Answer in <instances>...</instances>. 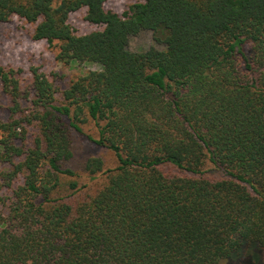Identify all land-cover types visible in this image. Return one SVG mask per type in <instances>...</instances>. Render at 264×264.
<instances>
[{"label": "trees", "instance_id": "1", "mask_svg": "<svg viewBox=\"0 0 264 264\" xmlns=\"http://www.w3.org/2000/svg\"><path fill=\"white\" fill-rule=\"evenodd\" d=\"M105 2L0 0V23L100 67L58 90L0 66V264H264V0ZM80 8L101 28L75 33ZM144 30L161 47L132 51ZM73 135L115 160H85L94 190L64 166Z\"/></svg>", "mask_w": 264, "mask_h": 264}, {"label": "rangeland", "instance_id": "2", "mask_svg": "<svg viewBox=\"0 0 264 264\" xmlns=\"http://www.w3.org/2000/svg\"><path fill=\"white\" fill-rule=\"evenodd\" d=\"M136 0H106L105 6L112 11L121 14L128 8V5ZM68 23L75 33L85 34L100 29L98 25L90 24L85 20V8H80L69 14ZM33 24L26 22L23 18L12 16L8 21L0 23V66L20 69L19 76L23 87L27 86L31 80L30 68L36 66L43 72L54 87L62 90L68 82L89 70H98L96 64H64L56 59L57 47L55 42L49 44L45 40L32 39ZM150 46L161 47L153 39L151 30L141 31L139 34L129 39V48L132 51L147 49ZM10 98L2 91L0 82V120L6 121L10 118ZM28 102H23L22 107H27ZM36 126L27 128L28 136L32 137L36 132ZM84 130L95 135L96 129L92 124H84ZM99 156L103 158L105 169L115 166V160L110 151L97 147L87 139L80 136H72V157L64 163L74 170L77 175L74 178H81L84 182H89V178H96L90 181L92 190L106 178L107 173L101 172L90 176L84 169L85 160L89 157ZM5 168L0 164V169ZM213 172V171H212ZM210 173H208L209 175ZM70 190H62L61 194H68ZM261 250V249H260ZM263 250V249H262ZM261 250V252H262ZM260 252V253H261ZM264 263V251L262 253Z\"/></svg>", "mask_w": 264, "mask_h": 264}]
</instances>
